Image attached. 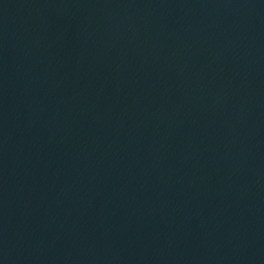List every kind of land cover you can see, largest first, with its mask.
<instances>
[{"label":"water","instance_id":"obj_1","mask_svg":"<svg viewBox=\"0 0 264 264\" xmlns=\"http://www.w3.org/2000/svg\"><path fill=\"white\" fill-rule=\"evenodd\" d=\"M0 264H264V0H0Z\"/></svg>","mask_w":264,"mask_h":264}]
</instances>
